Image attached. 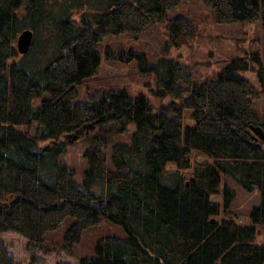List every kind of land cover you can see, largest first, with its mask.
Instances as JSON below:
<instances>
[{
	"label": "trees",
	"instance_id": "16d2710c",
	"mask_svg": "<svg viewBox=\"0 0 264 264\" xmlns=\"http://www.w3.org/2000/svg\"><path fill=\"white\" fill-rule=\"evenodd\" d=\"M82 1L89 6L77 18L70 9L50 10L52 0H0V233H18L42 249L47 234L72 217L63 245L71 252L83 231L107 216L128 237L100 239L98 256L79 264H264V243L257 240L264 226V140L251 128L264 127V113L254 108L264 93L260 53L238 45L239 55L200 83L195 67L178 60L152 66L158 97L179 100L170 115L126 90L96 91L76 101L80 85L100 65L98 44L105 37L143 32L159 21L177 48L197 36L192 20L168 18L181 0ZM202 1L219 22H260L264 30V0ZM40 26L52 29V54L30 58L35 31L31 49L20 54L19 33ZM254 61L260 63V89L242 73ZM89 123L95 128L78 138L88 143L82 186L59 158L66 135ZM225 177L259 189L250 223L225 215L211 221L234 195ZM95 184L105 192H92ZM222 191L223 212L212 199ZM0 264H18L2 242Z\"/></svg>",
	"mask_w": 264,
	"mask_h": 264
},
{
	"label": "rangeland",
	"instance_id": "374dc122",
	"mask_svg": "<svg viewBox=\"0 0 264 264\" xmlns=\"http://www.w3.org/2000/svg\"><path fill=\"white\" fill-rule=\"evenodd\" d=\"M82 0H52L50 10L62 8L75 11V17L88 9ZM56 14H60L56 12ZM184 16L192 20L197 28V36L182 48H177L170 43L164 21L156 22L143 32H123L105 37L98 44L101 57L97 71L87 78L79 87V96L76 101L88 100L96 91L126 90L136 99L140 95L146 96L150 104L158 111L167 114L174 113L180 105L179 100L171 97L160 98L156 94L158 86V65H163V60H178L182 64L195 67L193 77L198 83L205 78L217 77L219 72L231 59L239 55L238 45L248 53L259 52L264 63V30L260 22L252 24L222 23L219 22L214 9L202 0H181L180 4L168 11V18ZM27 22V21H26ZM27 25L29 23H26ZM30 27V26H27ZM36 34L35 46L30 55L31 59L43 60L52 54L55 39L51 36L50 26H40L34 30ZM145 55L139 57V55ZM155 66L157 68H153ZM258 61L248 62L242 71L256 87L260 89ZM183 86H186L183 84ZM254 108L258 115L264 113V93H259L255 98ZM133 129V127H132ZM92 129L85 128L86 134ZM83 134L82 136H84ZM45 142H42L44 144ZM68 144L66 152L60 156V161L75 171V180L83 186L85 170L88 162L84 156L88 143L82 139H66ZM109 152V150H107ZM199 159L204 157L199 156ZM170 172L174 173L175 167L170 166ZM225 183L234 192L233 198L225 210L224 192L217 193L213 200L220 202L223 214L235 216L240 224L250 223V213L255 205L261 202V193L258 188L252 191L244 189L233 178L225 177ZM222 190V188H221ZM91 191L97 195L105 192V186L95 184ZM225 206V207H224ZM75 219L66 218L60 227L51 231L46 236V246L37 249L29 245L28 240L14 232L0 233V242L4 243L18 264H58L67 262L79 264L83 259H93L98 256L96 246L98 241L106 237L127 238L128 233L122 224L113 222L107 216H103L99 223L89 226L83 231L79 242L74 243L71 252L63 245L67 230ZM257 240L264 243V226H258Z\"/></svg>",
	"mask_w": 264,
	"mask_h": 264
},
{
	"label": "water",
	"instance_id": "95a60500",
	"mask_svg": "<svg viewBox=\"0 0 264 264\" xmlns=\"http://www.w3.org/2000/svg\"><path fill=\"white\" fill-rule=\"evenodd\" d=\"M34 35V30L32 28H25L19 33L17 38V48L20 54H26L27 52H29L34 41ZM228 124H230V120L228 121ZM85 128L94 129L95 125L93 123L86 124L77 132L73 134H67L66 137L69 139L76 140L77 138H79L80 135L84 134ZM251 128L255 132L256 139L264 140V127L262 125L252 124ZM211 221L215 222L216 218L213 217Z\"/></svg>",
	"mask_w": 264,
	"mask_h": 264
}]
</instances>
